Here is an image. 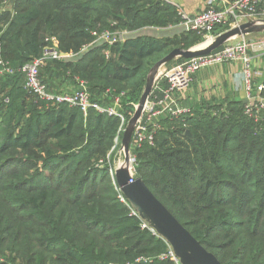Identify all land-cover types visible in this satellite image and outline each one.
<instances>
[{"label": "trees", "instance_id": "obj_1", "mask_svg": "<svg viewBox=\"0 0 264 264\" xmlns=\"http://www.w3.org/2000/svg\"><path fill=\"white\" fill-rule=\"evenodd\" d=\"M13 2L0 13V60L20 68L56 37L77 59L48 60L40 72L48 88L58 94L79 78L104 106L121 96L128 117L161 55L203 41L188 30L96 43L106 30L180 24L166 0ZM223 27L231 28L214 33ZM248 105L228 98L164 115L154 143L133 149L136 178L223 264H264V108L249 114ZM121 123L39 100L21 72L0 76V264H175L160 257L168 243L118 197L109 163Z\"/></svg>", "mask_w": 264, "mask_h": 264}, {"label": "built area", "instance_id": "obj_2", "mask_svg": "<svg viewBox=\"0 0 264 264\" xmlns=\"http://www.w3.org/2000/svg\"><path fill=\"white\" fill-rule=\"evenodd\" d=\"M176 6V5H175ZM182 18L186 30H194L207 37L213 35L215 28L221 24L229 23L231 28L239 26L246 21L247 18L264 19V0H207L205 7L196 14H189L183 8L176 6ZM129 33L127 31H110L106 30L97 36L96 43L110 42L113 43L117 39H123L122 34ZM51 44L45 48L43 55L31 62H28L20 68L11 67L7 62L0 60V76L3 74H15L21 72L24 76V87L29 93L36 96L39 100L51 104H59L66 102L71 106L80 107L85 116L90 109L115 115L121 118L122 123L119 133L115 138V145H119L121 134L123 133L126 117L117 110L121 106V96H116L114 106H104L100 102L92 99L89 92L87 82L79 78L76 79L77 86L71 92H60L58 94L51 91L47 84L40 76L41 68L48 60H62L66 58H75L76 55H64L59 48V41L56 37H51ZM250 44L245 41V36L240 37L237 42L226 44L221 50L214 51L211 54L185 59L176 63L173 67H165L160 72L154 88L148 97L142 115L138 120L130 149V173L131 182L136 178V154L133 149L144 143L153 144L157 130L160 128L158 120L164 115L180 116L190 111V108L182 105V99L190 88L194 75L201 69L211 67L225 62H236L242 66V78L245 82L248 97H252V93L256 90L255 102H249L247 113H259L264 108V100L260 96V92L264 90V81L255 87L254 79L256 71L254 66V58L251 53ZM258 117V115L256 116ZM113 148V149H114ZM124 158L120 159L117 164H110L112 177L116 181L115 172L125 162V153L122 149ZM116 190L119 199L127 204L132 215L138 216V213L131 206L120 187L116 182ZM143 227H148L145 223ZM149 228V227H148ZM151 229V228H150ZM154 233L155 231L151 229ZM156 234V233H155ZM162 259L170 258L175 264H181L169 245V251L160 256Z\"/></svg>", "mask_w": 264, "mask_h": 264}, {"label": "water", "instance_id": "obj_3", "mask_svg": "<svg viewBox=\"0 0 264 264\" xmlns=\"http://www.w3.org/2000/svg\"><path fill=\"white\" fill-rule=\"evenodd\" d=\"M262 32H264V19L259 20L249 17L239 26L227 29L203 45L187 49L180 47L172 49L151 67L147 75L145 90L123 133L121 148L125 153V162L115 172L116 182L131 206L138 213L139 219L170 245L181 264L223 263L168 209L142 178L138 177L134 181H130L132 177L129 169L130 149L136 124L142 115L145 103L154 88L162 66L181 57L190 59L211 54L233 38ZM187 134L191 136L190 131H187Z\"/></svg>", "mask_w": 264, "mask_h": 264}, {"label": "crops", "instance_id": "obj_4", "mask_svg": "<svg viewBox=\"0 0 264 264\" xmlns=\"http://www.w3.org/2000/svg\"><path fill=\"white\" fill-rule=\"evenodd\" d=\"M176 6L183 8L187 13L193 15L201 11L207 0H166ZM245 22V21H244ZM170 29V30H169ZM148 30L146 35L156 37H173L186 31L182 24L167 28L146 27L130 34H122L124 39L129 36L144 35L141 32ZM174 30V34L169 32ZM168 32V35H163ZM188 31V30H187ZM137 33V34H135ZM139 33V34H138ZM257 34V33H255ZM250 35V34H249ZM122 36V38H123ZM251 53L254 58V66L256 77L254 79L255 87L257 84L264 81V51L258 52L262 47L258 45L251 46ZM258 52V53H257ZM77 57L66 58V60H75ZM70 91L74 90V85L70 86ZM67 91V92H70ZM66 92V91H64ZM258 92L254 91L252 97H248L247 88L242 78V66L236 62H225L223 64L206 67L199 70L193 77L189 90L182 99V105L187 108L198 107L207 101L222 100V99H239L244 102H255ZM255 99V101H254Z\"/></svg>", "mask_w": 264, "mask_h": 264}, {"label": "rangeland", "instance_id": "obj_5", "mask_svg": "<svg viewBox=\"0 0 264 264\" xmlns=\"http://www.w3.org/2000/svg\"><path fill=\"white\" fill-rule=\"evenodd\" d=\"M13 4H14V2H13V0H9L7 3H5V4H2V5H0V13L1 12H4V11H9V10H12L13 9ZM225 28L223 27V28H221V29H219V30H217L215 33H213V35L212 36H210V37H207L206 35H204V34H202V36H203V41L202 42H200V43H198V44H196V45H194V46H192V47H196V46H200V45H203V44H205V43H207V42H210L211 40H213L218 34H220V33H222V32H224V31H226V30H224ZM170 30V29H169ZM147 31L148 30H144V31H142L141 33L142 34H144V35H146L145 33H147ZM187 31V30H186ZM185 31V32H186ZM149 32V31H148ZM164 32H166V31H164ZM169 32V31H168ZM168 32H166V33H164L163 35H168L169 33L172 35V34H174V30H172V31H170L169 33ZM131 34V33H130ZM135 34H137V33H135ZM139 34V33H138ZM182 34V33H181ZM123 39H124V36H123ZM240 40V37H236V38H233V39H231V40H229L226 44H229V43H233V42H237V41H239ZM245 41H247V43L248 44H250V46H252V45H258V46H260V47H262L263 49H260L258 52H261V51H264V32H262V33H257V34H250V35H246L245 36ZM225 44V45H226ZM224 45V46H225ZM224 46H222V48L224 47ZM257 52V53H258ZM166 53L167 52H165V53H163L161 56H165L166 55ZM160 56V57H161ZM159 57H156L155 59H153V62L154 61H156L157 59H158ZM179 59H174V61L172 62V63H168V64H166V65H164V66H162V68H161V70H160V72L161 71H163L164 69H165V67H169V68H171V67H173L176 63H179V61H178ZM150 70V69H149ZM149 70H148V72H149ZM160 77V73H159V76H158V78ZM62 83V88L61 89H63L64 91H70V86H71V83H69L68 82V84L66 83V82H61ZM66 83V84H65ZM71 92V91H70ZM142 92H144V89L142 90ZM139 98L137 99V100H133L132 101V103H131V107H132V114L128 117V115H126L125 117L127 118L126 119V121H125V126H124V130H123V133H124V131H125V128H126V125H127V123H128V121H129V119L133 116V114H134V112H135V109H136V106L138 105V103H139ZM105 106H114V101L113 102H111V100H110V98H108V101H107V104L105 105ZM121 106H118L117 107V110H119L120 112H122V110H121ZM128 112L129 113H131V111L130 110H128ZM123 113V112H122ZM124 114V113H123ZM123 133H122V136H123ZM121 140H122V138L120 139V142H119V145L118 146H116L114 149H112V151L111 152H113V154H111V152L109 153V154H111L112 155V162H111V164H117L118 162H119V160L120 159H123L124 158V155H123V152H122V148H121ZM111 172V171H110ZM111 176H112V173H111Z\"/></svg>", "mask_w": 264, "mask_h": 264}]
</instances>
